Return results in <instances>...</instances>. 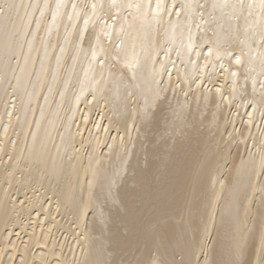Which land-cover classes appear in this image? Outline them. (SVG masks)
Here are the masks:
<instances>
[{"label":"bare ground","instance_id":"bare-ground-1","mask_svg":"<svg viewBox=\"0 0 264 264\" xmlns=\"http://www.w3.org/2000/svg\"><path fill=\"white\" fill-rule=\"evenodd\" d=\"M0 264H264V0H0Z\"/></svg>","mask_w":264,"mask_h":264},{"label":"rangeland","instance_id":"rangeland-1","mask_svg":"<svg viewBox=\"0 0 264 264\" xmlns=\"http://www.w3.org/2000/svg\"><path fill=\"white\" fill-rule=\"evenodd\" d=\"M217 86L219 85L218 83H215ZM31 219V221H30V223H29V225H31L32 224V219H33V217H31L30 218ZM16 237L17 238H20V237H18V233H14V234H12V236H11V239H16ZM23 237H25V235H22V238ZM22 238H21V240H20V242H22ZM24 241V240H23ZM62 242V237L60 236V237H58L57 238V243H56V245H57V249H59V244ZM212 243V242H211ZM67 245V244H66ZM214 247L213 248H215V249H218V245H213ZM217 246V247H216ZM215 249H213V252L215 253L217 250H215Z\"/></svg>","mask_w":264,"mask_h":264}]
</instances>
